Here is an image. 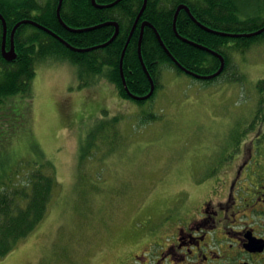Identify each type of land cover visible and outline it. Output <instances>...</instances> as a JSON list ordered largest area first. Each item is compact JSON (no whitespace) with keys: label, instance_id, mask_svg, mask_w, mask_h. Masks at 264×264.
<instances>
[{"label":"rangeland","instance_id":"rangeland-1","mask_svg":"<svg viewBox=\"0 0 264 264\" xmlns=\"http://www.w3.org/2000/svg\"><path fill=\"white\" fill-rule=\"evenodd\" d=\"M238 7L243 19L264 17V0ZM78 73L67 60H40L29 96L0 110V178L21 185L47 162L58 182L42 222L0 264H86L99 251H118L130 230L144 232L164 216L175 193L217 176L264 131L255 87L264 43L234 53L217 80L164 67L160 89L142 102ZM98 126V144L80 163L81 144Z\"/></svg>","mask_w":264,"mask_h":264},{"label":"trees","instance_id":"trees-1","mask_svg":"<svg viewBox=\"0 0 264 264\" xmlns=\"http://www.w3.org/2000/svg\"><path fill=\"white\" fill-rule=\"evenodd\" d=\"M114 1L95 0L98 5H106ZM188 1L147 0L146 7L126 47L121 66L126 87L132 94L144 96L150 89V84L138 58V40L142 22L149 21L167 51L185 69L204 76L211 75L218 70L220 62L215 56L183 42L173 30L176 5ZM204 3L207 5L206 8L201 3H195L191 12L198 22L210 29L226 33H247L264 27V17L247 18L241 21L237 16L240 12L239 7L234 3L230 9V18H227L231 25H220V21L224 22L225 17L214 13L213 4L210 1H204ZM62 4L60 18L67 27L83 29L112 21L118 24V35L104 48L77 53L32 25H20L14 34L16 59L7 62L0 53V110L10 108V100L17 94L29 96L30 85L35 77V65L46 58L67 60L78 66L81 79L88 74L97 75L111 83L121 97L129 98L122 85L120 60L143 0H122L115 6L104 9L94 7L91 0H62ZM57 6L58 0H45L43 3L38 0H0V14L7 28L6 48H9V34L13 26L25 19L45 27L75 48H90L104 44L114 34L113 26H104L80 33L70 32L59 23L56 16ZM175 27L182 38L223 56L224 70L213 80H217L227 72L234 53L244 55L252 46L264 43V32L250 38L223 37L204 31L181 13L177 15ZM230 42L231 45H229ZM1 44L2 22L0 20V49ZM140 53L146 70L155 83L154 93L149 98L152 99L161 87L159 80L164 67L173 69L177 73L183 72L167 56L154 31L149 27L143 30ZM255 87L258 93L257 112L264 120V77L257 81ZM117 121L118 117L111 119L113 124ZM100 130L101 127L98 126L91 131L81 144L80 163H83L88 150L99 141ZM51 169L50 163L40 165L21 185H16L8 176L0 178V257L7 255L19 241L33 233L44 219L58 185L50 172Z\"/></svg>","mask_w":264,"mask_h":264},{"label":"flooded vegetation","instance_id":"flooded-vegetation-1","mask_svg":"<svg viewBox=\"0 0 264 264\" xmlns=\"http://www.w3.org/2000/svg\"><path fill=\"white\" fill-rule=\"evenodd\" d=\"M204 1L225 17L220 25L230 26L231 6L243 0H189L176 8L184 5L190 14L184 8L178 14L197 25L191 9L206 8ZM190 187L175 193L147 230H130L123 248L99 251L86 264H264V131L247 138L217 176Z\"/></svg>","mask_w":264,"mask_h":264},{"label":"water","instance_id":"water-1","mask_svg":"<svg viewBox=\"0 0 264 264\" xmlns=\"http://www.w3.org/2000/svg\"><path fill=\"white\" fill-rule=\"evenodd\" d=\"M120 1L122 0H115L114 2L110 3V4H106V5H98L96 4L95 0H91L92 2V5L98 9H104V8H110V7H113L115 6L117 3H119ZM146 4H147V0H143V4H142V7L134 21V24L132 26V29L130 31V34L127 38V41L125 43V46L123 48V51H122V54H121V60H120V73H121V78H122V85L124 87V90L127 94V96L133 100H136V101H145L147 100L148 98L151 97V95L153 94L154 90H155V84H154V81L152 79V77L150 76L149 72L146 70V67L142 61V58H141V53H140V45H141V40H142V36H143V30L145 27H149L151 28L155 35H156V38L160 44V46L163 48V50L165 51V53L167 54V56L171 59V61L175 64V66L177 68H179L182 72H184L185 74L187 75H190L194 78H197V79H202V80H212L216 77H218L221 72L223 71L224 67H225V61H224V58L221 54L217 53V52H214L212 50H209L201 45H198V44H195V43H192L190 41H188L187 39L185 38H182L181 36H179L177 33H176V27H175V22H176V18H177V15L180 11V9L184 8L188 13H189V10L186 6L184 5H180L176 8L175 10V13H174V18H173V30L174 32L176 33V36L182 40L183 42H186V43H189L201 50H204L208 53H210L211 55L215 56L219 62H220V65H219V68L218 70L211 74V75H199V74H196V73H193L187 69H185L184 67H182L174 58L173 56L167 51V49L165 48L163 42L161 41L157 31L155 30V28L149 23V22H142L141 23V26H140V34H139V40H138V58H139V61H140V64L142 66V69L148 79V82L150 84V89H149V92L144 95V96H136L134 94H132L128 88L126 87V84H125V80H124V76H123V73H122V60H123V57H124V54H125V50H126V47L130 41V38L136 28V25L146 7ZM61 5H62V0H58V6H57V9H56V16H57V19L59 21V23L68 31L70 32H74V33H80V32H86V31H91V30H94V29H97V28H101V27H104V26H113L115 28V31H114V34L112 35V37L107 41L105 42L104 44H100V45H97V46H93V47H90V48H75L73 46H71L70 44H68L67 42H65L64 40H62L60 37H58L56 34H54L53 32L49 31L48 29H45L44 27H42L41 25L35 23L34 21L32 20H28V19H25V20H21L19 22H17L11 32H10V35H9V48L6 49V36H7V28H6V23H5V20L4 18L2 17V15H0V20L2 22V44H1V49H0V53H1V56L2 58L7 61V62H11V61H14L17 57V54L15 52V48H14V34L16 32V29L20 26V25H32L34 27H37L43 31H45L46 33H48L50 36H52L53 38L57 39L60 43H62L66 48H68L69 50L73 51V52H77V53H84V52H89V51H92V50H95V49H99V48H104L106 47L107 45H109L115 38L116 36L118 35V32H119V27H118V24L116 22H112V21H109V22H104V23H101L99 25H96V26H92V27H89V28H83V29H72V28H69L67 27L63 21L61 20L60 18V8H61ZM190 14V13H189ZM191 16V15H190ZM192 17V16H191ZM193 18V17H192ZM195 21V19H193ZM196 22V21H195ZM197 25L202 28L204 31H207L209 33H212V34H215V35H219V36H223V37H231V38H239V37H243V38H250V37H255L257 35H260L262 32H264V27L256 30V31H253V32H249V33H241V34H232V33H224V32H219V31H216V30H212L204 25H202L201 23L199 22H196Z\"/></svg>","mask_w":264,"mask_h":264},{"label":"bare ground","instance_id":"bare-ground-1","mask_svg":"<svg viewBox=\"0 0 264 264\" xmlns=\"http://www.w3.org/2000/svg\"><path fill=\"white\" fill-rule=\"evenodd\" d=\"M63 5V4H62ZM1 15V14H0ZM149 22V21H148ZM69 27V26H68ZM45 28V27H44ZM262 28V27H261ZM46 29V28H45ZM213 29V28H212ZM222 32V31H221ZM176 33H177V31H176ZM178 34V33H177ZM10 35V34H9ZM179 35V34H178ZM180 36V35H179ZM211 50V49H210ZM126 81V80H125Z\"/></svg>","mask_w":264,"mask_h":264}]
</instances>
